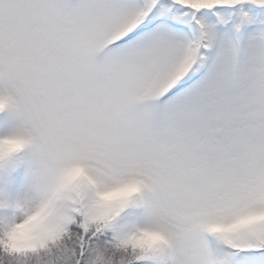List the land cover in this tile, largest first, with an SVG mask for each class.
Listing matches in <instances>:
<instances>
[{"label":"snow or ice","instance_id":"1","mask_svg":"<svg viewBox=\"0 0 264 264\" xmlns=\"http://www.w3.org/2000/svg\"><path fill=\"white\" fill-rule=\"evenodd\" d=\"M0 264H264V0H0Z\"/></svg>","mask_w":264,"mask_h":264}]
</instances>
